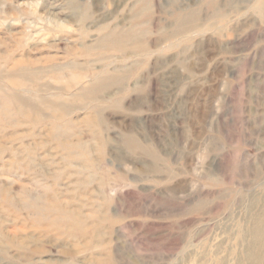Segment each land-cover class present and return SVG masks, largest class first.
Segmentation results:
<instances>
[{
    "label": "rangeland",
    "instance_id": "rangeland-1",
    "mask_svg": "<svg viewBox=\"0 0 264 264\" xmlns=\"http://www.w3.org/2000/svg\"><path fill=\"white\" fill-rule=\"evenodd\" d=\"M0 86V264H264V0H0Z\"/></svg>",
    "mask_w": 264,
    "mask_h": 264
},
{
    "label": "bare ground",
    "instance_id": "bare-ground-1",
    "mask_svg": "<svg viewBox=\"0 0 264 264\" xmlns=\"http://www.w3.org/2000/svg\"><path fill=\"white\" fill-rule=\"evenodd\" d=\"M185 19L184 20H182V22H184V24H188V23H193V22H195L196 21V16H192L190 19H186V17H184ZM185 21H187L186 23H185ZM128 32H126V31H122V32H118V31H115V30H112V31H110V33L109 34H107L106 36H104V38L102 39L103 40V43L104 44H108V43H111V42H116V43H118V44H121V41H122V39H126V38H128V36H129V33L127 34ZM130 37V36H129ZM131 38V37H130ZM24 61L25 60H23V59H16L15 61H14V63H13V67H12V69L9 71V73L7 74V77L9 78V79H7V81H8V84H9V87H11V88H13V89H16L17 90V88H18V90H20V88H25V89H22V91H27V92H29V91H31V89H33L29 84H25V83H22V82H20V81H17V80H15L12 76L13 75H19V77H20V75H21V78H22V76L24 77V78H27V81L26 82H28V80L29 79H31V80H37V77L36 76H38L37 74L38 73H40V72H35V71H32V69L31 68H26L25 66V68H20L21 66H23L24 64ZM29 64V63H28ZM34 65V64H33ZM28 66V65H27ZM17 67H19L20 69H19V71H16V69H18ZM53 69V68H52ZM56 69V71H58V69L57 68H55ZM54 70V69H53ZM16 71V72H15ZM36 77V78H35ZM78 77V76H77ZM72 79H76V77L75 78H72ZM25 80V79H24ZM23 80V81H24ZM39 81V80H38ZM39 85V84H38ZM20 87V88H19ZM81 88V87H80ZM99 88V87H98ZM38 88H35V90H37ZM0 90H5V89H3L1 86H0ZM29 90V91H28ZM8 91V94L10 93L11 95L10 96H12V93L11 92H14L13 93V96H12V99H10L11 101L13 100V102L14 103H18V101L20 100V101H23L24 102V104L25 103H28V104H26V109H32V107H31V105H29V103H32V101H34V100H36V99H31V97H26V96H22V95H20L21 94V92H15V91H9V90H7ZM18 93V94H17ZM20 93V94H19ZM40 96V95H39ZM46 97V96H45ZM54 97V96H53ZM60 96H56V97H54V98H59ZM35 98V97H34ZM47 98V97H46ZM38 99V98H37ZM31 101V102H30ZM43 101H46V99H41L40 100V102H43ZM22 102V103H23ZM34 103V102H33ZM19 104V103H18ZM21 105H23V104H21ZM54 107V106H53ZM62 115V114H61ZM60 115V116H61ZM129 143H131V145H136L137 143H136V141L134 140V139H129ZM39 208H41L39 205H35V211H38V212H40V211H42V210H39Z\"/></svg>",
    "mask_w": 264,
    "mask_h": 264
}]
</instances>
